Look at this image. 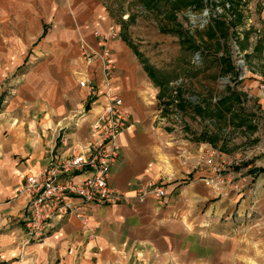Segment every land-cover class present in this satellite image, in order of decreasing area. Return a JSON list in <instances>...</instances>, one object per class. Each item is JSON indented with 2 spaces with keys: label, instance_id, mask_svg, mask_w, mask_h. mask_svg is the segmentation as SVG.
I'll return each mask as SVG.
<instances>
[{
  "label": "crops",
  "instance_id": "obj_1",
  "mask_svg": "<svg viewBox=\"0 0 264 264\" xmlns=\"http://www.w3.org/2000/svg\"><path fill=\"white\" fill-rule=\"evenodd\" d=\"M239 16L236 53L228 54L230 72L236 70L232 58L241 60L235 83L243 97L211 104L189 89L191 81H178L171 91L155 85L122 39L107 42L114 65L108 81L99 59L83 62L81 49L98 54L92 33L113 28L99 0H20V20L42 21V32L52 21L67 33L0 111V264H264V152L241 153L244 147L264 150V0H245ZM196 53L204 70V63L226 54L213 48ZM81 79L93 85L92 93L78 86ZM107 85L130 118L107 179L126 200L88 207L83 222L54 219L40 242L24 245L27 195L17 190L52 155L82 150ZM205 146L241 157L249 175L245 189L202 183L209 175L199 159ZM149 181L161 184L164 196L139 200V188Z\"/></svg>",
  "mask_w": 264,
  "mask_h": 264
},
{
  "label": "rangeland",
  "instance_id": "obj_2",
  "mask_svg": "<svg viewBox=\"0 0 264 264\" xmlns=\"http://www.w3.org/2000/svg\"><path fill=\"white\" fill-rule=\"evenodd\" d=\"M99 1L111 18L113 28L109 31L110 34L114 31L116 35L114 39L117 40L125 38L143 61L153 68L154 76L163 81L167 91H171L175 82L185 84L191 81L193 86L189 89L197 90L199 99L203 103L210 100L209 103L212 104L213 99L215 103H218V99L223 97L229 99L227 97L231 93L236 94L238 98L243 97L237 91V78L242 66L239 57L232 58L236 68L233 72L219 73L217 65L214 64L213 67L208 65L210 61H207L210 59L205 60L207 63H204V66L208 65L209 68L204 70L202 69L204 67L200 65L199 57L195 59L196 52H183L176 36L164 33L166 31L162 33L159 28L174 29L177 28L176 22H178L191 34L200 51L208 50L214 47V43L202 40L205 38L207 17L222 14L226 20H234L233 14L242 15L245 0H241L237 6L233 5L232 12L229 9L224 10L229 6L226 0L223 2V9L220 6L212 8L208 6L201 10L176 11L174 23L168 21L169 19L162 13L155 14L152 9H141L137 0ZM210 1L216 2V0ZM163 6L162 4L158 6L160 12H163ZM127 16H130L129 19ZM45 22L46 28L43 29L45 32L42 35V21L20 20V0H0V111L13 102L15 97L20 96L21 82L32 68L45 64L50 50L62 47L64 44L61 38L67 33V27H62L52 21H48V24L47 21ZM250 43L255 44V41ZM228 44V50L236 53L234 43L229 41ZM81 52L83 51L80 50L79 54ZM189 62L193 67H189ZM225 106L222 104V107ZM203 109L207 110L208 107L203 106ZM255 112L261 111L256 108Z\"/></svg>",
  "mask_w": 264,
  "mask_h": 264
},
{
  "label": "built area",
  "instance_id": "obj_3",
  "mask_svg": "<svg viewBox=\"0 0 264 264\" xmlns=\"http://www.w3.org/2000/svg\"><path fill=\"white\" fill-rule=\"evenodd\" d=\"M110 30L93 33L98 54L82 49L83 52L79 54L85 63L94 59L101 61L105 81L110 79L114 69L107 42L116 35L114 31L110 34ZM197 57L195 55V59ZM77 84L86 88L89 94L94 89L85 79L79 80ZM102 96L104 102L88 124L90 138L82 150L70 152L64 158L52 155L42 170L37 175L28 176L24 185L17 190L27 195L24 245L40 242L46 231L54 228V219L69 215L83 222L88 207L114 205L126 200L122 193L109 186L107 179L109 167L118 155L116 140L130 125L129 113L122 107L118 93L109 85L103 90ZM59 140L65 146V138L60 136ZM253 151L262 153V150L251 147H244L241 153L249 156ZM199 159L209 173L208 177L201 178L205 186L237 193L246 188L249 175L240 167L243 162L240 156L232 159L215 148L205 146ZM147 195L163 197L162 185L154 181L146 182L139 188L137 198L142 200Z\"/></svg>",
  "mask_w": 264,
  "mask_h": 264
},
{
  "label": "trees",
  "instance_id": "obj_4",
  "mask_svg": "<svg viewBox=\"0 0 264 264\" xmlns=\"http://www.w3.org/2000/svg\"><path fill=\"white\" fill-rule=\"evenodd\" d=\"M140 5L141 9H152V11L155 12V14L162 13L163 16H165L168 21L174 23L175 21V12L183 11L185 9L188 10H201L202 8H207L208 6L210 8L220 6L223 9V2L225 0H216V2H212L210 0H137ZM229 4V6L224 10H232L233 5L238 4L240 0H226ZM236 2V3H235ZM164 5L163 12L159 11V5ZM165 11V12H164ZM232 12V11H231ZM235 12V11H234ZM169 13L168 15H165ZM237 15V16H235ZM234 20H226L222 14L220 15H214L213 17L208 16V23L205 26V38L208 42L214 43L215 50H222L225 51V56L221 55L220 57H216L212 59L208 65H212V63H216L219 68V73H226L234 70V67L232 65V62L230 60L228 49H229V41H233L234 44L237 46V40L235 39V31L233 28L240 22V16L239 14H233ZM130 16H127L129 19ZM177 28L174 29H167L163 30L161 28L160 31H166L164 33H169L177 38V42L179 47L183 48L187 51H193L200 53L199 46L195 43L193 38L191 37V34L185 29L182 28V26L176 22ZM44 34V31L42 32V35ZM41 35V36H42ZM122 41L126 42L128 46L132 49L134 55L138 58L139 63L142 65V68L148 78L157 86H161L163 81L156 78L154 76V70L152 67L148 66L143 59L140 57L138 52L135 50V48L127 42L125 38H120ZM208 59V58H206ZM205 60V59H204ZM206 65V66H208ZM227 98H232L234 100L237 99V95L234 93L229 94ZM225 100V98H222Z\"/></svg>",
  "mask_w": 264,
  "mask_h": 264
}]
</instances>
